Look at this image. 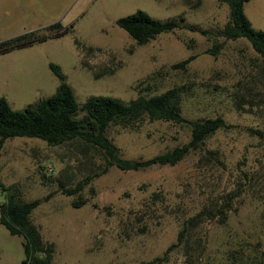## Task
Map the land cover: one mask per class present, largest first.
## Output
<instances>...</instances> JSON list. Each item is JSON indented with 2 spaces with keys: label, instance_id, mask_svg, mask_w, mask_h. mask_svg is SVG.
<instances>
[{
  "label": "rangeland",
  "instance_id": "1",
  "mask_svg": "<svg viewBox=\"0 0 264 264\" xmlns=\"http://www.w3.org/2000/svg\"><path fill=\"white\" fill-rule=\"evenodd\" d=\"M137 9L197 30L176 28L139 45L116 24ZM244 12L254 28L264 30V0L245 2ZM228 19L229 6L218 0H0V41L32 30L48 33L47 27L57 22L68 28L62 35L0 55V96L12 108L23 109L55 92L59 79L49 66L53 62L79 103L93 95L129 101L138 95L136 83L147 77L143 88H149L144 91L149 95L183 87L181 113L186 118L222 117L232 125L203 144L216 151L218 159L201 162L205 150L198 149L174 165L140 170L111 166L85 185L80 194L88 200L78 207L72 205L77 194H64L50 178L74 161L66 146H48L35 137L7 138L0 180L17 185L23 200L40 198L31 217L42 237L55 243L53 264H132L162 256L177 242L184 220L200 210L211 193L232 196L235 209L225 223L213 220L189 231V236L198 233L205 239L198 264H264V134L251 130L264 133V111L234 104V92L247 80L261 79L258 88L264 90V60L246 38L215 35ZM74 38L113 52L120 67L95 78L81 65ZM108 55L99 53L92 61L107 62ZM191 55L195 58L185 69L171 68ZM259 104L264 107V96ZM107 136L121 157L147 159L187 143L191 126L145 120L135 129L112 124ZM38 160L53 172L41 170ZM5 199L0 189V203ZM24 257L23 237L0 223V264H21ZM157 264L188 263L181 246H175Z\"/></svg>",
  "mask_w": 264,
  "mask_h": 264
},
{
  "label": "trees",
  "instance_id": "2",
  "mask_svg": "<svg viewBox=\"0 0 264 264\" xmlns=\"http://www.w3.org/2000/svg\"><path fill=\"white\" fill-rule=\"evenodd\" d=\"M218 1L227 3L229 6V19L215 35L225 39L246 38L258 56L264 60V30L254 28L244 12V4L249 0ZM116 24L127 31L139 45L148 43L160 33L172 32L176 28L186 27L193 31L197 30L194 26L180 24L176 19L163 21L153 18L142 9L119 17ZM47 30L48 33L32 30L0 41V54L29 46L49 36L62 35L68 31V28H63L57 22L49 25ZM199 31L203 34L207 33L202 29ZM74 43L80 55L81 65L92 71L95 78L113 74L121 65L115 60L113 52H107L102 47L85 45L78 38H74ZM219 46V44L215 45V49ZM215 49L210 51L215 53ZM99 53H108V61L100 63L92 61ZM194 58L195 55H191L173 63L171 68L185 69ZM49 66L59 79L55 92L50 96L43 97L23 109L12 108L7 98L0 96V158L5 140L14 136L40 138L48 146H66L74 161L67 163L57 176L50 178L57 183L64 194H77V198L72 200L73 206L78 207L87 202L88 199L80 194L81 190L92 179L107 172L111 166L121 170H140L153 164L174 165L190 152L198 149L205 150L200 156L201 162L218 159L217 152L204 149L203 144L217 130L229 128L232 125L222 117L201 120L186 118L181 113L182 86H172L162 92L149 95L144 93L149 88H143L148 80L146 77L136 83L138 95L129 101L115 96L93 95L79 103L60 67L53 62H50ZM258 81L263 82L261 79ZM258 81L247 80L234 92V104L238 109L253 110L256 107L258 111H264V107L259 104L260 97L264 96V90L258 88ZM145 120L187 123L191 126L190 140L147 159L130 160L121 157L117 147L107 136V129L112 124L135 129L139 128ZM251 130L260 135L264 134L259 129ZM38 163L41 170L44 169L47 174H51L47 172V166L42 163V160H38ZM68 170L70 171L67 174ZM77 173L81 174L82 178H77ZM74 180L76 181L73 186L71 183ZM0 189L6 192L5 201L0 203V223L11 234L22 236L24 239L25 257L21 264H53L55 243L42 237L31 217L33 210L41 202L40 198L23 200L17 185H6L1 180ZM91 191L93 192L92 187ZM157 195L153 193V197ZM233 209L235 208L232 207V196L209 194L201 209L184 220L183 227L177 234V242L171 244L162 256L132 264L161 263L167 259L168 250L175 246H181L188 264H198L205 249V239L198 233L189 236V231L200 230L204 223L213 220L225 223L229 211Z\"/></svg>",
  "mask_w": 264,
  "mask_h": 264
},
{
  "label": "built area",
  "instance_id": "3",
  "mask_svg": "<svg viewBox=\"0 0 264 264\" xmlns=\"http://www.w3.org/2000/svg\"><path fill=\"white\" fill-rule=\"evenodd\" d=\"M47 172L48 173H52L53 172V168L50 165L47 166Z\"/></svg>",
  "mask_w": 264,
  "mask_h": 264
},
{
  "label": "crops",
  "instance_id": "4",
  "mask_svg": "<svg viewBox=\"0 0 264 264\" xmlns=\"http://www.w3.org/2000/svg\"><path fill=\"white\" fill-rule=\"evenodd\" d=\"M1 55V54H0ZM23 242H24V239H23Z\"/></svg>",
  "mask_w": 264,
  "mask_h": 264
}]
</instances>
